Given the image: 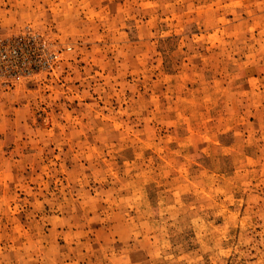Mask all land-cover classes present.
I'll return each mask as SVG.
<instances>
[{"label":"rangeland","instance_id":"1","mask_svg":"<svg viewBox=\"0 0 264 264\" xmlns=\"http://www.w3.org/2000/svg\"><path fill=\"white\" fill-rule=\"evenodd\" d=\"M0 264H264V0H0Z\"/></svg>","mask_w":264,"mask_h":264}]
</instances>
